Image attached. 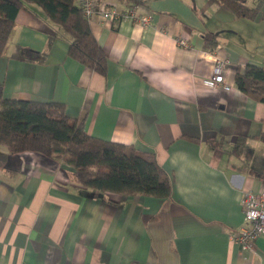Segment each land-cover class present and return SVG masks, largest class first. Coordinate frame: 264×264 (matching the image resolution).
Masks as SVG:
<instances>
[{
    "label": "crops",
    "instance_id": "obj_1",
    "mask_svg": "<svg viewBox=\"0 0 264 264\" xmlns=\"http://www.w3.org/2000/svg\"><path fill=\"white\" fill-rule=\"evenodd\" d=\"M96 1L138 4L153 19H89L108 59L102 75L70 57L67 33L28 3L0 55L3 94L61 103L86 133L153 153L173 193L94 191L64 161L0 144V264H264V235L250 251L228 237L243 223V191L264 189V102L235 84L238 68L264 66V0H243L262 1L255 17L217 0ZM215 57L227 60L228 90L203 81Z\"/></svg>",
    "mask_w": 264,
    "mask_h": 264
},
{
    "label": "trees",
    "instance_id": "obj_2",
    "mask_svg": "<svg viewBox=\"0 0 264 264\" xmlns=\"http://www.w3.org/2000/svg\"><path fill=\"white\" fill-rule=\"evenodd\" d=\"M238 17H255L262 1L250 6L243 0H217ZM32 3L45 17L68 35V55L84 66L105 75L107 56L95 38L78 0H0V55L4 53L17 11ZM217 35H203L206 48L216 46ZM235 84L256 101L264 102V66L248 63L235 72ZM0 144L8 153L34 151L64 161L76 181L98 192L127 196L169 198L173 177L151 152H141L86 133L58 102L5 97L0 83Z\"/></svg>",
    "mask_w": 264,
    "mask_h": 264
},
{
    "label": "built area",
    "instance_id": "obj_3",
    "mask_svg": "<svg viewBox=\"0 0 264 264\" xmlns=\"http://www.w3.org/2000/svg\"><path fill=\"white\" fill-rule=\"evenodd\" d=\"M82 14L88 20L95 14H101L104 19L119 22L122 20H131L142 25L149 24L153 15L150 11H139L138 4L125 9H118L116 6L103 5L97 6L96 0H78ZM179 45H187V39H177ZM226 59L215 57L213 64V73L203 79L206 86L210 88L221 87L228 90L230 85L225 82L223 69ZM241 208L243 213V223L232 229L228 237L240 246L242 250H254L255 240L259 235H264V189L253 191L244 190L241 197Z\"/></svg>",
    "mask_w": 264,
    "mask_h": 264
},
{
    "label": "rangeland",
    "instance_id": "obj_4",
    "mask_svg": "<svg viewBox=\"0 0 264 264\" xmlns=\"http://www.w3.org/2000/svg\"><path fill=\"white\" fill-rule=\"evenodd\" d=\"M247 2H249V3H252V2H254V1H252V0H246Z\"/></svg>",
    "mask_w": 264,
    "mask_h": 264
}]
</instances>
